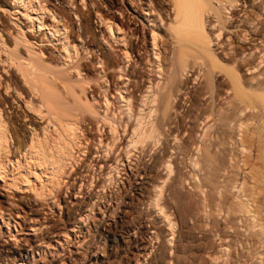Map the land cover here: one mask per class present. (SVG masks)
<instances>
[{"label":"bare ground","instance_id":"bare-ground-1","mask_svg":"<svg viewBox=\"0 0 264 264\" xmlns=\"http://www.w3.org/2000/svg\"><path fill=\"white\" fill-rule=\"evenodd\" d=\"M15 1L30 9L35 5L40 7V10L34 9L35 15L26 13L23 17L27 19L29 30L37 33L44 29L45 32L42 37L26 36L18 20L20 23L12 24L19 28L12 49V45L7 46L5 36L14 34L0 26V47H3L10 67L15 69L9 72L10 78L0 81L5 94L13 88L12 96L0 97V155L11 153L9 146L13 141L14 149L20 150L18 156L28 157V162H39L36 164L42 171L63 174L68 167L69 171L74 170L80 162V157L75 155L77 152L72 153L74 148L70 154L72 163L64 165L63 161H54L39 142L37 129L29 131V136L21 133L27 124L30 126L33 122L30 119L24 120L28 121L25 125L17 123L15 111L22 112L24 119L31 118L27 108H23L29 105L32 113L36 112L40 119H47V125L54 123L53 131L57 129L58 133L61 129L65 133V129L69 130L73 133L70 136L79 142L83 134L79 131L82 121L102 116L98 110L108 112L109 99L118 94L119 111L127 122L133 119L134 123L128 147L136 149L139 145L144 149L148 142L155 146L161 142L160 137L169 142L167 144L164 140L152 157L155 168H163L166 174L153 181L150 176L152 168L147 166L143 170L144 181L134 189L140 193L151 188L150 206L162 217L161 222L167 225L171 237L175 235L176 225L171 220L173 214L169 215L164 209H172L181 217L183 230L185 220H189L186 234L179 231L178 237L183 242L189 238L194 247L189 244L192 247L185 245L182 248L177 244L158 254L156 259L159 262L163 259L172 264L174 261L169 259V253L174 250L175 257L179 258L178 264H195L199 249L207 250V244L199 247L195 243L207 241L204 229L209 226L207 221L211 220V211L227 215L223 222L228 227L233 226L241 214L252 212L249 202L254 212L264 208V0H79L80 7L77 0H44L45 6L41 2L39 5L40 0H13V3ZM8 5L11 6L10 2ZM58 6L60 9L57 10ZM82 7H87V11ZM62 8L67 13L60 15L57 11ZM91 9H94L100 26H104L99 34L101 40L91 28ZM45 15L53 20V25L43 24ZM33 25H37V29ZM59 25L63 30H59ZM146 26L150 29L146 30ZM44 43H48L52 52L48 53L47 60L42 59L47 53ZM212 45L218 49H213ZM21 46L25 49L19 48ZM35 47H39L38 50ZM94 50L100 56L93 55ZM53 53L62 55V67L68 66L67 69H58L51 57ZM72 72L82 79L73 80ZM154 75L156 78L153 79ZM159 77L164 78L162 83ZM198 79L203 82L194 85ZM19 81L24 89L17 87ZM24 91L30 94V98L24 95ZM11 103H16L14 117L9 114L13 110ZM155 114H158L156 121ZM106 118L104 116L103 120L109 124V133L114 137L117 133L115 116L107 118L109 121ZM64 133L57 134L59 140L64 139ZM110 148L102 145L105 156ZM83 152L82 149L79 154ZM240 158L246 161L252 158L258 162V165H250L249 178L242 181L240 166L233 164ZM16 162L17 166L21 161ZM29 169L27 172L31 173V167ZM173 172L175 176L166 188V201L160 204L165 184ZM37 176L38 182L44 181ZM29 178L15 179L10 182L9 189L33 190ZM186 181L195 192H181ZM41 182L42 190L55 187L52 181L44 187L46 182ZM58 185L62 183L58 182ZM236 188L246 194L247 204L229 203L227 193ZM192 230L198 235L195 240L191 239ZM257 235L264 237V226ZM111 241L116 243L115 238ZM3 253L17 257L14 264H27L25 255L28 250L25 248L11 249L0 244V255ZM180 253L186 257H178Z\"/></svg>","mask_w":264,"mask_h":264},{"label":"rangeland","instance_id":"rangeland-1","mask_svg":"<svg viewBox=\"0 0 264 264\" xmlns=\"http://www.w3.org/2000/svg\"><path fill=\"white\" fill-rule=\"evenodd\" d=\"M43 1L44 0H40L39 5L41 2L42 5L45 6ZM8 2H10L11 6L8 5ZM77 2L78 7H80L81 1L77 0ZM20 4L21 3H18L17 1L13 3V0H0V26L3 25L6 27V30L10 31L11 35L14 34L13 36H5V39H7V46L12 45L10 47L12 49L15 44V34L19 30L18 26H16L17 29L14 26L17 25L19 21L21 23L19 22L20 24L18 25L19 27L21 25L23 26L20 28L24 29L26 36L28 35L37 38L41 35L42 37V33L45 32L44 29L39 31L40 33L29 30L28 27L30 26L27 19L26 17H23L26 13L35 15L34 9L40 10V7L38 6L37 8L36 5L32 6V11L27 5L23 4L24 7ZM58 7L57 10L60 9V7ZM82 9L87 11V7H82ZM57 12H59L60 15H63L67 13V10L65 13L62 8V10ZM91 13H93L91 28L101 40L99 34L100 31L104 29V26H100L99 19L94 15V9H91ZM48 18L49 16H44L43 24L46 23L45 25L48 26L51 24L53 25V20ZM14 23L15 25L13 26L12 24ZM61 23L64 24V22H60V24ZM77 24H80V22H77ZM33 26L36 29L38 27L37 25ZM149 29L150 26H146V30ZM59 30H63L60 25ZM76 30L78 29L76 28ZM58 37L59 36H57V38ZM222 39L223 38H221L220 41H222ZM46 41L48 40L46 39ZM46 44L47 45H45V43L43 44V48L47 49V56H44L46 59L42 57L43 60H47L48 53H52L51 48L49 47L48 49V43ZM44 46H47V48ZM117 47H119V45H117ZM19 48L25 49L22 46ZM38 48L39 47H35L37 50ZM212 48L215 50L218 49L215 45H212ZM0 51V63L3 60V63H5V65L7 64V66L3 63L0 64V81L2 82L4 78H10L9 72L14 71L15 69L14 67H10L11 64L8 59H6L7 57H5L3 47H0ZM11 51L8 50V52ZM113 53L117 54V52L114 51ZM74 54L72 53L71 56H74ZM85 54L87 55L86 52L84 55ZM93 55L100 56L96 50H94ZM51 57L55 62V65L58 66V69L68 68V66L62 67V62H64V58H61L62 55L57 56L53 53L51 54ZM78 59L79 58L76 60L74 59L73 62H76ZM152 59H154L153 56ZM2 70L3 72L5 70L6 73H3ZM154 78H156L155 75L153 76V79ZM72 79L81 80L82 78L72 72ZM159 80L162 83L164 78L159 77ZM198 82L202 83L203 79H198L194 85H197ZM17 87L19 89H24L20 81L18 82ZM3 89L4 86H0L1 98H9L10 95L12 96L13 88L7 91V96L4 93L5 89ZM27 93V91H24V95L26 94L29 96L30 94ZM108 93H110V89H108ZM87 95L91 98L89 91L87 92ZM117 96L118 94H114V96L109 99L110 108L108 112L103 113V109L98 110L99 114H102V116L89 117L90 120L85 122L82 121L79 126V131L83 132V134L80 135L81 140L79 142L74 140L75 137H71L73 136V133L69 132V130L67 131L65 129L67 137L61 129H58V133L56 132L57 129L56 131H53V129H55L53 128L54 123H49L50 125H47V119L45 118L44 120V117L40 119L36 112L32 113L29 105L28 107L23 106V108H27V114L31 116V118L24 119V114L22 115V112L20 113V111L15 109L16 103H11L13 110H10L9 114H11L12 117L13 111L16 110L15 112L17 115L14 117L13 114V117L17 120V123L27 124L30 119L33 122L30 126L27 124L26 127L29 129L27 130V128L24 127L22 129L23 132L21 131V133H25L29 136V131L33 130V128L37 129V132L40 134L38 138L39 142L44 145L46 154L48 156H53L54 161H63L64 165L72 163L70 162V154L73 148L74 150L72 153L75 154L77 152L75 155L80 157V162L74 170L69 171L70 167H68L65 170V173L57 174L46 169H43L42 171L41 166L36 164L39 162H28V157L24 158L19 155L21 158H18V152H20V150L17 151L16 148L14 149L15 145L13 141L9 146L11 153H9V155H0V167L2 168H0V173L1 171L3 173V169L6 167L4 169L6 171L3 174L1 173L3 177L0 174V244L6 247H11V249H27L28 254L25 255V259H27L25 260V263L167 264V260L161 259L159 262L156 259L157 255L163 254L170 250V248H174L177 244L182 248L186 246L189 247L190 245H193L194 247V243L191 244L189 238H186V242H183L182 240L179 241L178 237L179 231H185L184 235L186 234V224H188V219L187 221L185 220L186 223L183 230L182 226L184 223L181 221V217H178L177 213L172 209H164V212L169 215L173 214V216L171 215V220L176 225L174 229L176 236L174 235L171 237L167 225L161 222L162 217L158 216L154 208L150 206L148 198L152 191L151 188L147 187V189L142 190L140 193L135 190L137 186L144 181L145 175H143V170L145 167L149 166L152 168L150 176L153 181L157 177L166 174L163 172V168H155L152 157L159 150L162 142L167 139L160 137L161 142L155 146L153 142H148L144 149L139 145L136 146V149L128 147V142L130 141L128 139L134 127V123L133 119L127 122L126 117L119 111ZM24 97L25 96H23L21 100H23ZM104 106L105 105H103V107ZM8 107L9 106H7V109ZM113 115L115 116L114 123L117 129V133L114 137L109 133V124H107V122L105 123L103 120L104 116L112 118ZM154 116L156 121L158 119V114H155ZM107 118L106 120L109 121ZM6 128L8 131L10 130L9 125H7ZM43 128L47 129L44 133ZM167 130L168 129L166 128V131ZM45 133H47L46 137ZM54 133L56 135L64 133L62 135L64 139L59 140V136L57 135L58 138H56L57 136ZM70 137L72 141H70ZM53 138L55 139L53 140ZM57 140L62 142L59 143ZM64 142L66 146H64ZM166 142L169 144L168 140ZM53 143L55 146L52 145ZM77 144L78 146L75 147ZM104 144L111 147L109 149V154L106 156L102 149V145ZM59 148L60 150H64V152H60ZM82 149L84 152L79 154V151ZM63 153L65 154L64 156ZM236 153L238 152L236 151ZM6 159L9 163L6 162ZM16 161L21 162L16 166ZM237 163L233 162V164L240 166L241 168V181L244 178H249L250 165L253 163L254 165H258V162L253 161L252 158L247 161L240 158L239 160L237 159ZM30 167L31 173L35 172L37 176V173L39 172L37 178L44 180L42 181L44 183L46 182L42 187L48 186L47 184L50 183L49 181H52L55 184V187L51 186L46 190L40 189L41 181L38 182L39 180L36 179L35 173L31 175L29 172ZM27 170L29 171L27 172ZM185 171L186 170H184V172ZM40 173L42 175H40ZM4 174L6 176H4ZM20 176L23 178L30 177L29 179L32 180L30 186L33 190H23L21 188L20 191H15L9 189L10 182H14L15 179H22ZM174 176L175 173H171V176L165 184L160 204H163L164 201H166L168 195L166 193V188L170 185L171 179L174 178ZM58 182H61L62 185L56 186ZM184 186L185 187L181 191L183 194L195 192L192 185H190V182L186 181ZM247 188L248 186L245 185L244 189L247 190ZM227 197L229 203L233 204L240 202L247 204L249 202L246 194L244 192H239L237 188L229 190ZM172 203L174 204L175 201L173 200ZM248 205L249 210L252 212L249 214H241L239 219L233 223V226L231 225L228 227H226L223 222L228 218L227 215H219L215 211H211V220L207 221L209 226L204 229L207 232V241L201 242L199 240L200 243H195L199 247H203L204 244H207V250L199 249V253L196 255L197 260L195 264H264V237L260 238V236L257 235L262 226H264V208L255 210L257 215L256 219L253 220L256 213L254 212V207L252 208L250 206V202ZM207 212H209V208ZM133 225H135V227ZM229 227H231V229ZM202 228L203 227H201V229ZM191 232V239H197V232L193 230ZM112 238L116 239V243L111 241ZM170 238L172 242L168 243ZM178 257L184 258L186 256L180 253ZM169 259L174 261L172 264H178L179 258L175 257L174 250L169 253ZM17 261V257L6 256L5 253L0 255V264H14Z\"/></svg>","mask_w":264,"mask_h":264}]
</instances>
